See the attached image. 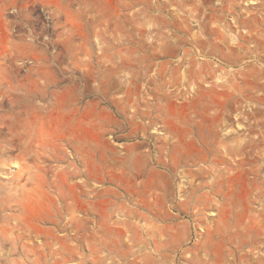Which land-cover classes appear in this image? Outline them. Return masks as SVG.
Here are the masks:
<instances>
[{"label": "rangeland", "instance_id": "rangeland-1", "mask_svg": "<svg viewBox=\"0 0 264 264\" xmlns=\"http://www.w3.org/2000/svg\"><path fill=\"white\" fill-rule=\"evenodd\" d=\"M0 264H264V0H0Z\"/></svg>", "mask_w": 264, "mask_h": 264}]
</instances>
